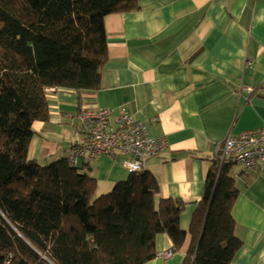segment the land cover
Wrapping results in <instances>:
<instances>
[{
  "label": "trees",
  "instance_id": "1",
  "mask_svg": "<svg viewBox=\"0 0 264 264\" xmlns=\"http://www.w3.org/2000/svg\"><path fill=\"white\" fill-rule=\"evenodd\" d=\"M141 2L0 0V264H146L161 234L183 247L186 204L160 198L150 171L96 197L97 180L78 165L84 158L29 157L34 123L50 119L48 90H73L80 106L84 92L97 91L108 60L106 18ZM212 162L184 264H231L243 245L232 215L233 161Z\"/></svg>",
  "mask_w": 264,
  "mask_h": 264
},
{
  "label": "crops",
  "instance_id": "2",
  "mask_svg": "<svg viewBox=\"0 0 264 264\" xmlns=\"http://www.w3.org/2000/svg\"><path fill=\"white\" fill-rule=\"evenodd\" d=\"M106 30L100 88L84 92L81 106L73 90L50 91V119L34 123L29 157L42 164L68 158L86 140L83 110L110 109L112 125L123 113L145 124L150 137L168 144L146 170L158 180L160 198L185 202L180 226L187 234L177 251L159 235L157 256L146 264H184L212 158L222 155L229 135L264 127V0H142L137 10L108 16ZM120 158L80 160L100 195L130 175ZM232 175L243 245L231 264H264V163L252 170L233 163ZM167 250H174L169 258Z\"/></svg>",
  "mask_w": 264,
  "mask_h": 264
},
{
  "label": "built area",
  "instance_id": "3",
  "mask_svg": "<svg viewBox=\"0 0 264 264\" xmlns=\"http://www.w3.org/2000/svg\"><path fill=\"white\" fill-rule=\"evenodd\" d=\"M111 116L110 109L85 110L82 113L80 121L86 140L71 148L69 160L76 163L80 158L94 160L102 155H112L123 157V166L130 173L145 171L147 162L160 158L166 150L167 140L150 137L145 124L127 113L121 114L115 125L111 123ZM220 153L222 159L228 156L246 170L256 168L264 163V127L229 135ZM173 252L167 250L162 255L169 258Z\"/></svg>",
  "mask_w": 264,
  "mask_h": 264
},
{
  "label": "rangeland",
  "instance_id": "4",
  "mask_svg": "<svg viewBox=\"0 0 264 264\" xmlns=\"http://www.w3.org/2000/svg\"><path fill=\"white\" fill-rule=\"evenodd\" d=\"M120 158V157H119ZM124 161H125V159L122 157V162H121V158L119 159V164L121 165V166H123L124 165ZM80 164H79V166L81 165L82 166V161H80L79 162ZM124 167V166H123ZM126 172V174L128 173L127 171H125ZM128 175H129V173H128ZM128 178V177H127ZM126 178V179H127ZM109 193V192H108ZM105 194H107V193H105ZM102 195H104V194H102ZM100 196V194H99V191H98V189H97V192H96V197H99Z\"/></svg>",
  "mask_w": 264,
  "mask_h": 264
}]
</instances>
